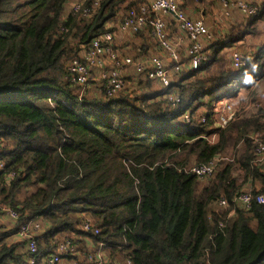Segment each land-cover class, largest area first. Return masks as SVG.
I'll return each mask as SVG.
<instances>
[{
  "label": "trees",
  "instance_id": "16d2710c",
  "mask_svg": "<svg viewBox=\"0 0 264 264\" xmlns=\"http://www.w3.org/2000/svg\"><path fill=\"white\" fill-rule=\"evenodd\" d=\"M66 1L0 0V208L17 210L20 223L42 221L38 260L63 235H83L86 215L99 229L91 240L131 264H264V207L230 205L223 215L212 207L221 197L230 203L239 193L264 190V164H254L250 138L264 132V107L223 129L212 108L225 95L231 103L257 97L264 0L255 16L211 42L197 70L172 79L167 92L179 96L176 108L151 92L79 100L65 64L136 5L103 0L81 19L64 16ZM248 36L262 44L234 69L226 51ZM205 110L201 123L196 118ZM184 113L193 116L190 124L180 120ZM216 155L232 161L222 160L208 180L184 171ZM10 172L16 176L6 182ZM15 233L16 226L0 229V264H23L18 246L6 242Z\"/></svg>",
  "mask_w": 264,
  "mask_h": 264
},
{
  "label": "built area",
  "instance_id": "2783aa9c",
  "mask_svg": "<svg viewBox=\"0 0 264 264\" xmlns=\"http://www.w3.org/2000/svg\"><path fill=\"white\" fill-rule=\"evenodd\" d=\"M103 0H67L64 5V16L72 15L81 19L90 18L100 7ZM224 17H229L234 10L239 11L246 18H251L258 13V5L254 2L243 0H218ZM168 16L175 23L178 31L171 36L167 30L164 17ZM106 31L92 39L86 46H82L79 55L65 64L66 79L77 88L79 100L87 93L90 82L98 80L103 82L98 88V95L114 98L118 94L129 92L132 83L140 81L157 82L161 92L172 108H176L180 101L177 94L167 92L172 79L184 70H197L205 61L208 54L206 45L212 40V35L201 19H193L180 8L179 0H150L128 8L117 19L115 24H107ZM61 31H65L61 28ZM148 31L155 44L156 53L137 51L133 56L123 55L115 44L118 34L136 35ZM230 65L234 69L243 68L247 57L240 50H232ZM132 68V82L127 80V68ZM136 91V90H135ZM135 94L129 92L128 94ZM227 98L218 109L219 100ZM214 100L213 110L218 112L215 123L218 129H223L234 120L236 112L230 104L228 95ZM203 116L196 118L201 123L206 121L207 110ZM193 119L189 113H184L180 120L190 124ZM254 142V164H260L264 160V132L261 137H250ZM3 143L0 141V151ZM222 160L232 161L231 158L216 155L207 164L193 165L185 172L195 175L200 180H208L215 172ZM4 169V162L0 160V171ZM16 176L15 172L6 175V182ZM253 204L264 207V190L252 194L249 191L239 193L229 203L221 197L217 205L228 210L230 205L241 210H249ZM234 210L228 214L232 216ZM79 225L83 235H63L57 242L52 253L44 257L43 264H131L129 258L121 261L119 258H111L105 250V244L91 240V236H97L99 229L94 220L86 215ZM0 217H3L10 228L16 226V235L25 247L27 264H36L38 257V245L36 237L41 227L36 221L20 223V214L17 210L3 206L0 208ZM19 223V224H18ZM222 227V224L219 225ZM81 237H85L91 244L90 247H82Z\"/></svg>",
  "mask_w": 264,
  "mask_h": 264
},
{
  "label": "crops",
  "instance_id": "0c3cea01",
  "mask_svg": "<svg viewBox=\"0 0 264 264\" xmlns=\"http://www.w3.org/2000/svg\"><path fill=\"white\" fill-rule=\"evenodd\" d=\"M147 1H150V0H129V2L133 5H137L139 3L147 2ZM243 1L254 2L256 5L259 6L263 0H243ZM179 2H180V8L187 14V16H189L193 19H201L205 23V25L207 26V28L209 29V31L212 35L211 42L217 38L224 36L231 26L244 24L248 19H250V18H246L245 16H243L237 10L232 11L229 17H224L222 14V11H221L220 3L218 2V0H179ZM164 21L167 24L168 32L170 33L171 36H174L178 32L176 30L175 23L168 16L164 17ZM115 23L116 22H114L113 24H115ZM259 27L261 29H263L264 24H261ZM248 37H251V36H248ZM248 37H246L244 40L236 43L234 46L229 48L226 51V56L229 58V55H230L232 50H235V49L241 50L239 48V46L244 45L246 43V39ZM251 38L258 39L257 37H251ZM262 40H263V38H260L258 40L257 44L255 46L251 47V49L256 51L259 48V46L262 44ZM211 42L209 44H207L206 48H205L206 53L208 55L210 54V50L208 49V47L210 46ZM115 44L117 45V49L123 55H126V56H133L137 51H140L142 53H146V52L156 53L157 52L155 44L152 41V38L149 35L148 31H143V32L136 34V35L118 34L116 36V39H115ZM229 61H230V59H229ZM132 72H133L132 68L129 67L126 69V74L129 75L127 77V80L129 82L133 81V79L131 77ZM101 83H103V82H100L98 80L92 81L87 86V90L88 91L93 90V92L92 91L90 92L91 95H96V94L98 95V88H99ZM159 88H161V87L157 82L140 81L138 85L132 83L130 85L129 92H134L136 95L146 94L148 92H151L153 94L154 93L160 94L162 92ZM126 94L127 93H125L123 95H126ZM263 162H264V160H263ZM36 223H38L41 227L40 233L38 234V236H39L44 232V224L40 220H37ZM0 229L2 231L11 230L9 223L3 217H0ZM80 241L82 242L83 248L91 246L90 245L91 243L89 241H87L85 237H81ZM6 242L8 245L16 244L18 246L17 249H18L19 254H23L25 257L24 244L20 241V239L18 238L16 233L11 235L7 239ZM43 258L44 257H42L38 260V257H37L36 264H43V262H42ZM23 264H27L26 257L23 260ZM60 264H66V262L63 261ZM120 264H123V263L120 262Z\"/></svg>",
  "mask_w": 264,
  "mask_h": 264
},
{
  "label": "rangeland",
  "instance_id": "374dc122",
  "mask_svg": "<svg viewBox=\"0 0 264 264\" xmlns=\"http://www.w3.org/2000/svg\"><path fill=\"white\" fill-rule=\"evenodd\" d=\"M263 30H264V28H263ZM259 39H260V37L258 39L248 37L246 39V43L242 46L241 45L239 46V48L246 55V57L250 58V56H252L255 53V51L252 50L251 47L255 46ZM91 91L93 92V90H89V92L85 95L87 98H90V92ZM120 95H122V94H118L117 96H120ZM117 96H115V97H117ZM255 96H257L256 99H254V96H252V98L248 97L246 103L245 102L240 103L237 100L232 102V103L230 102V104L232 105V107L234 108V110L236 112V118L238 117V119H240L241 117H247V116L259 114L261 108L264 107V81L261 82L260 85H258L256 92H255ZM225 100H227V98H222L221 100H219L218 109L222 106V102ZM217 113L219 114V110ZM216 138L217 137L215 135L212 136L210 138V142H214L216 140ZM227 153L232 154L233 153L232 149L229 148ZM192 163L193 162H191L190 165L186 166L184 169L188 170V168L190 166L194 165ZM262 164H264V162H262ZM201 182L206 183L205 181H201ZM212 207H213V210L216 214L223 215L224 213H226V209L220 208L217 205V202L213 203Z\"/></svg>",
  "mask_w": 264,
  "mask_h": 264
}]
</instances>
